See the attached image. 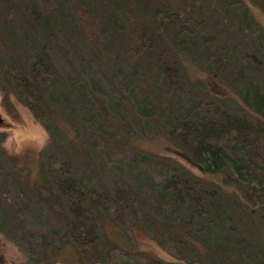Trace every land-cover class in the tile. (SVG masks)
I'll use <instances>...</instances> for the list:
<instances>
[{"label":"trees","instance_id":"obj_1","mask_svg":"<svg viewBox=\"0 0 264 264\" xmlns=\"http://www.w3.org/2000/svg\"><path fill=\"white\" fill-rule=\"evenodd\" d=\"M252 6L262 11L263 20ZM72 37L89 49L93 60H87L100 67L118 47L123 52L114 57H122L127 71L150 70L154 80L145 97L132 92L129 99L137 103L131 107L124 100V108L156 117L173 144L206 175L153 161L150 154L132 158L136 166L167 170H157L153 208L142 220L152 232L154 225V237L175 257L163 264H264V0H0L3 103L10 107L15 96L29 107L52 143L74 139L67 128L73 116L88 115L90 128L107 121L87 107L89 102L81 105L99 100L97 93L86 94L59 66L56 54ZM184 56L227 92L191 78ZM98 83L93 80L91 86ZM6 137L0 130V232L21 245L26 230L19 214L35 190L21 171L14 178L28 203L22 206V199L13 205L5 195L9 173L3 161L15 163L3 146ZM53 177L48 198L62 202L66 211L41 235L38 247L30 242L35 254L19 264L58 259L143 264L117 258L119 245L103 227L106 218L117 222L121 212L137 214L128 190L123 196L120 190L101 192L71 159H63ZM45 180L41 183L49 186ZM114 202L116 214L110 210ZM129 238L133 250L128 247L127 253L141 255L133 235Z\"/></svg>","mask_w":264,"mask_h":264},{"label":"rangeland","instance_id":"obj_2","mask_svg":"<svg viewBox=\"0 0 264 264\" xmlns=\"http://www.w3.org/2000/svg\"><path fill=\"white\" fill-rule=\"evenodd\" d=\"M252 9L254 14L263 20L262 11L255 6H252ZM87 24L84 28L90 34L93 29L87 28ZM116 52L121 54L123 49L120 51V48L115 47L114 52L105 55V64L100 67L87 60H93L89 49L72 37L56 54L59 66L64 72L72 74L76 85L82 86L86 94H89L90 90L97 93L99 100L84 101L81 105L84 106L89 102L87 107L91 106L94 111H98L97 115L103 114L107 117L106 122L100 121L101 128L99 126L90 128L88 115L73 116L70 125L67 126L71 136H74L73 140L52 143L50 132L35 118L31 109L15 96H12L13 104L10 107L4 105L3 93L0 90V130L7 132L3 146L11 159L15 160V163L10 159L3 161L9 173L7 185L4 188L5 195L10 203L13 202V205L16 201L21 202L22 199H24L22 206L28 203L29 199L20 190L14 178L16 173L21 171L23 172L22 180L26 185L33 186L30 190H35L32 201L21 211V215L19 214L26 230L24 242L20 245L0 232V264L26 262L29 254H35L30 250V242L38 247L41 235L50 231L51 224L56 223L60 213L66 211L62 202H52L48 198L50 184L54 180L53 171L61 166L63 159H71L75 170L78 167L82 172H86L88 178L86 181L91 185L95 184L101 192L120 190L122 192L120 195L123 196L124 190H128L135 201L136 215L131 211L127 215L121 212L117 222L108 218L104 221L103 227L106 233L119 245L115 248L117 258H132L143 264H151V258L159 260L156 264L174 260L173 254L162 247L158 239L154 237L153 233L156 232L154 225L151 228L154 231L152 232L142 223L143 214L150 213L153 208L152 203L155 197L153 186L159 180L157 173L159 168L152 165L151 168L156 169L148 170L145 163L136 166L132 158L142 153L150 154L153 161L167 160L166 163L177 164L197 176L206 175L173 144L161 130L156 117L148 119L132 108L131 112L124 108V100L128 106L136 105L137 102L133 98L129 99L132 92L133 95L144 98L154 78L150 70L143 67H131L127 71L128 68H125L122 57L120 59L119 56L114 57ZM184 60L187 73L191 78H203L213 89L227 92L224 85L214 81L187 56H184ZM93 80H98L99 83L91 86ZM232 105L236 106L234 103ZM40 168L43 169V173ZM145 169L146 172H144ZM160 170L167 171L165 168L158 171ZM140 172L142 175H139ZM44 179L49 186L41 183ZM112 205L110 210L116 214L113 212L116 209V202ZM37 212L38 215H36ZM149 222L152 223V221ZM124 226L126 234L121 228ZM129 235H133L135 245L142 252L141 255L135 252L127 253L125 250L128 247L129 251L133 250L130 248L132 242ZM53 264L79 263L58 259Z\"/></svg>","mask_w":264,"mask_h":264}]
</instances>
